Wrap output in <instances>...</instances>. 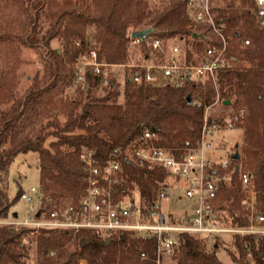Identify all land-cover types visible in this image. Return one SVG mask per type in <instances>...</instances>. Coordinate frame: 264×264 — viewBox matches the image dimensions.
Wrapping results in <instances>:
<instances>
[{
  "label": "trees",
  "instance_id": "obj_1",
  "mask_svg": "<svg viewBox=\"0 0 264 264\" xmlns=\"http://www.w3.org/2000/svg\"><path fill=\"white\" fill-rule=\"evenodd\" d=\"M1 1L4 6L0 5V12L14 10L23 15L25 21L20 35L0 34V42L11 46L19 40L27 47H41L49 54L50 61L46 63L45 74L36 76L25 96L14 101L0 117V220L9 216L16 200L10 197L9 174L18 155L38 154L41 162L39 196L43 204L40 210L51 211L70 201L76 202L84 193L87 179L83 150L92 149L99 158L108 159L141 141L144 133L151 130L157 135V145L180 158L198 146L206 108L217 98L230 100L235 110H246L243 119L236 123L244 129V137L237 148L239 159L234 160L230 155L233 176L231 185L221 182V202L229 205L234 225H248L243 207L247 196L241 180V171L247 170L264 208V30L256 26L250 14L251 0H240L243 7L230 5L218 12V17L227 22L230 34L251 39L249 46L240 40L231 49L236 66L220 73L218 87L208 83L198 89H152L126 81L121 83L125 87L121 100L116 85L105 89V96L91 95L92 88L97 89L99 82L89 77L87 101L76 99L67 103V120L63 124L55 120L48 124L54 126L52 131H46L44 126L36 130L40 115L51 116L46 108L41 111L39 106L57 91L60 79L66 76L75 79L77 61L90 46L97 47L87 38L88 27L95 29L102 58L110 63H125L134 31L153 27L152 36L178 37L190 43L194 27H198L188 14L189 0H160L159 8L152 7L150 0H63L55 22L45 33L41 20L51 0ZM55 38L63 40L62 52L51 47ZM194 45L200 50L204 48L199 42ZM189 94L203 103H188ZM214 120L210 118V122ZM50 137L53 139L48 142ZM122 163L125 185L131 190L137 187L148 201L169 183L164 169L145 171L125 159ZM21 194L22 190L18 197L21 198ZM33 231L30 226L0 225V264H27L28 237ZM39 231L37 241L45 252L52 249L59 254L69 252L68 246L80 240L75 254L94 264H156V242L144 241L129 233L105 236L86 229L79 233L54 228ZM220 238L181 235V248L175 257L177 264H225L218 257ZM235 245L239 251V258H234L237 264H264V239L253 245L251 258L247 257L243 238L236 236ZM143 252L148 254V259L142 258Z\"/></svg>",
  "mask_w": 264,
  "mask_h": 264
},
{
  "label": "built area",
  "instance_id": "obj_2",
  "mask_svg": "<svg viewBox=\"0 0 264 264\" xmlns=\"http://www.w3.org/2000/svg\"><path fill=\"white\" fill-rule=\"evenodd\" d=\"M188 14L200 34L196 40L208 42L202 50L194 42L184 46L185 40L174 42L156 36L145 39L133 38L127 48L125 63H110L102 58L93 45L75 65V79L86 85L89 77L97 79L98 89L105 90L128 81L135 86L152 89L188 88L198 89L208 83L217 86L219 75L236 66L231 54L234 45L242 40L245 46L251 39L239 34H230L227 22L218 17L215 0H189ZM256 26L264 30V0H251L249 7ZM192 40L195 38L191 37ZM194 105L203 102L193 98ZM206 108L204 124L198 146L178 158L169 149L155 143L157 135L151 130L144 133L141 141L129 145L108 159H101L92 149L82 153L86 173V187L76 202L34 215L32 220H16L10 224L34 228L70 229L75 233L91 230L108 236L129 233L144 241L156 242V264H166L165 259L179 254L181 235L190 234L215 237L240 236L244 240L247 257L253 254V245L264 239V208L258 192L252 187V175L241 171V180L246 193L243 203L248 225H234L229 206L219 197L221 182L231 185L232 161L216 155L215 134L220 131V122H210ZM244 108L237 110L227 121L232 127L243 119ZM145 171L164 169L169 183L148 201L140 191L125 185L122 160ZM184 189V198L196 200L194 209H182L175 213L171 209L172 192L177 187ZM39 195V186L23 191L21 199L32 203ZM183 197H180L182 199ZM0 220V225L7 224ZM9 225V224H8ZM142 258L148 259L143 252Z\"/></svg>",
  "mask_w": 264,
  "mask_h": 264
},
{
  "label": "rangeland",
  "instance_id": "obj_3",
  "mask_svg": "<svg viewBox=\"0 0 264 264\" xmlns=\"http://www.w3.org/2000/svg\"><path fill=\"white\" fill-rule=\"evenodd\" d=\"M89 1V0H87ZM51 6L46 8L45 16L41 20V26L43 33L47 32L51 25L55 22L58 12L61 10L63 0H51ZM89 3V2H87ZM152 7L159 8L160 0H150ZM0 5L3 7V1L0 0ZM215 8L219 12L223 7L227 8L230 5L235 7H243L240 0H215ZM188 11V10H187ZM25 18L23 15L15 13L11 9H4L0 12V34H13L20 35L23 32ZM243 22L241 21L240 24ZM199 30L194 27V30ZM199 33V32H198ZM12 35V36H13ZM87 38L93 43L97 44L94 27H88L86 31ZM169 41L174 42L178 40V37L168 38ZM190 43L199 42L201 40L189 39ZM204 46L208 42L202 43ZM189 42L185 41L184 46L188 47ZM12 46V47H11ZM11 46H7L5 42H0V117L6 112L17 99L25 96L27 90L33 84L36 76L42 77L46 72V63L50 61L49 54L44 52L41 47H27L23 45L19 40H16ZM51 47L63 51V40L55 38L51 41ZM67 73V72H66ZM68 74V73H67ZM72 79L68 76L58 81L57 91L52 95L46 97L43 103L39 106L41 111L45 108L47 112L51 113L50 117L41 119L36 124V130L41 127H47L48 130H54V126H49L54 120L59 124H63L68 117L67 103H71L74 100L87 101L88 86L78 83L76 79ZM121 84V83H120ZM116 83V88L120 91L121 100L125 92V87ZM92 94L95 97H102L106 95V90H100L92 88ZM154 98V97H152ZM151 98V99H152ZM153 101V100H152ZM150 101V102H152ZM231 103V102H230ZM233 104V103H231ZM225 105L224 101L217 98L215 103L211 104L208 114L210 118L217 119L220 122L221 129L214 136L213 140L217 146L216 155L220 158H226L230 161V155L238 152V146L243 142L244 129L239 126L230 127L227 121L237 111L233 108V105ZM44 116V114H43ZM42 117V118H41ZM54 123V122H53ZM36 132L32 134L35 135ZM53 138L50 137L48 142ZM40 167L41 162L37 153L31 152L27 154H20L16 157L15 161L11 164L9 181H10V197L16 199L13 207L10 209V214L5 220L8 225L18 220H32L37 211L43 213L48 212L40 210L43 207L40 196L36 195L35 200L32 203H27L22 200L18 195L20 191H28L32 186H39L40 181ZM180 197H183L180 199ZM225 204V203H224ZM197 207L196 200H189L184 198V189L177 187L172 192L171 209L175 210V213L181 212L182 209H194ZM229 206H225L227 209ZM17 212L18 217H14L12 213ZM31 227V226H30ZM34 228V227H32ZM30 236L28 237V244L30 245L29 259L27 264H94L89 262L87 258H81L75 254V250L78 247V242L69 245V252H63L59 254L57 250L45 252L41 244L37 241V235L40 233L41 228H34ZM74 242V241H73ZM218 247V257L225 264H237L234 258H239V251L235 245L234 236L221 237ZM70 260V262H68ZM68 262V263H67ZM166 264H177V259H165Z\"/></svg>",
  "mask_w": 264,
  "mask_h": 264
},
{
  "label": "water",
  "instance_id": "obj_4",
  "mask_svg": "<svg viewBox=\"0 0 264 264\" xmlns=\"http://www.w3.org/2000/svg\"><path fill=\"white\" fill-rule=\"evenodd\" d=\"M153 32H154V28L153 27H149L147 29H142V30H139V31H134L131 36L133 38L145 39L146 37L150 36ZM193 37L198 38V37H200V34L194 33L193 34ZM186 100L188 101V103H191L193 101V96L191 94L187 95ZM224 104L225 105L231 104L230 103V100H225L224 101ZM231 157L234 160H238L239 159V152L233 153L231 155ZM237 168H238V166H237ZM39 215H40V211H37L36 216L39 217ZM13 216L17 218L18 217V213L15 212Z\"/></svg>",
  "mask_w": 264,
  "mask_h": 264
}]
</instances>
